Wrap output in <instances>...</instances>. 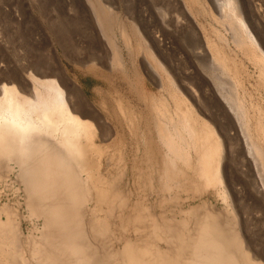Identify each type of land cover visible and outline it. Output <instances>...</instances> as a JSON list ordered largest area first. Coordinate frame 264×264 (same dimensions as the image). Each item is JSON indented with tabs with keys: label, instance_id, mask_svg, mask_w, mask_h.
<instances>
[{
	"label": "rangeland",
	"instance_id": "rangeland-1",
	"mask_svg": "<svg viewBox=\"0 0 264 264\" xmlns=\"http://www.w3.org/2000/svg\"><path fill=\"white\" fill-rule=\"evenodd\" d=\"M240 1L243 28L259 48L246 36L247 44L241 48L222 42L212 29L221 34L224 29L197 0H0V83L16 81L23 89L31 85L28 73L54 77L66 103L86 118H96L94 142L104 148L98 173L127 200V207H118L110 216L99 213L111 225L115 249L127 239H145L149 233L148 222L143 232L135 229L136 202L158 223L164 222L162 217L175 221L182 217L189 224L192 217L184 212L205 203L207 208L231 213L250 250L264 261V173L249 154L239 124L212 78L214 72L220 74L213 72L216 47L234 61L228 62L223 77L226 88L235 84L246 107L252 103L264 112V0ZM201 2L208 9V1ZM107 19L110 30L103 27ZM117 23L129 35L130 49L115 40ZM114 49L125 59L124 70L110 63ZM172 93L213 129L222 148L221 184L198 191L159 189L166 149L155 130L152 100L163 98L173 107ZM248 111L253 115V108ZM250 121L251 136L264 154V136ZM0 174V220H7L3 206L16 213L29 257V240L38 237L43 219L30 215L27 189L18 172ZM189 175L194 177V172ZM94 206L89 203L90 209Z\"/></svg>",
	"mask_w": 264,
	"mask_h": 264
},
{
	"label": "bare ground",
	"instance_id": "bare-ground-1",
	"mask_svg": "<svg viewBox=\"0 0 264 264\" xmlns=\"http://www.w3.org/2000/svg\"><path fill=\"white\" fill-rule=\"evenodd\" d=\"M197 1L224 29L223 34L212 29L222 42L241 48L247 44L246 36L259 48L256 38L243 28L241 1L207 0L208 9ZM110 26L108 19L103 22L106 30ZM116 29L115 40L130 49L126 30L118 23ZM228 62L234 64L218 48H212L213 72L220 73L212 74L214 83L239 124L249 154L264 173V154L249 130L253 120L264 136V112L252 103L246 107L235 84L231 90L226 88L223 77ZM110 63L124 70L125 59L118 49L113 50ZM28 75L30 88L22 89L16 81L0 83V172H18L27 189L30 215L42 218L43 225L38 237L29 240L27 257L17 215L3 206L7 220H0V264H264L239 233L231 213L207 208L205 203L184 212L192 217L189 224L182 217L177 221L162 217L164 222L158 223L142 203L136 202L135 229L143 232L148 222L149 233L145 239H127L115 249L111 225L99 213L105 211L110 216L118 207H127V200L98 173L104 148L94 142L96 118H86L66 103L56 78ZM171 99L173 107L163 98L152 100L155 130L166 149L159 189L172 192L192 187L198 191L221 184L222 148L213 129L177 93H172ZM189 172H194V177ZM91 202L95 203L93 209L89 208ZM199 207L206 209L198 212ZM161 241L169 246H160Z\"/></svg>",
	"mask_w": 264,
	"mask_h": 264
}]
</instances>
